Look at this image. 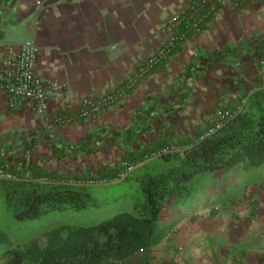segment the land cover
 <instances>
[{
  "label": "crops",
  "instance_id": "obj_1",
  "mask_svg": "<svg viewBox=\"0 0 264 264\" xmlns=\"http://www.w3.org/2000/svg\"><path fill=\"white\" fill-rule=\"evenodd\" d=\"M193 1L0 0V54L11 43L17 44L25 38L33 39L40 46L36 73L47 82L62 84L50 97L49 113L54 116L76 109L83 95L110 91L131 75L166 40L168 31L162 22ZM227 60L228 80L226 73L216 72L228 83V90L218 100L224 95L232 103L237 102L246 87L264 78V0H222L210 18L192 30L121 100L89 118L67 124L53 122L47 129L34 109L11 107L7 96L0 93V160L12 161L30 145L34 161L41 164L42 155L57 158L56 147L64 148V157L80 152L68 146L98 149L107 137L113 143L123 142L127 147L131 144L132 150L149 145L164 131L166 120L156 125L157 116L185 112L194 97L192 84L201 83L206 87L214 82L211 73ZM209 63L213 64L212 68L192 69L189 96L180 107L184 71ZM197 91L196 97L200 100L202 89L197 87ZM217 103L214 101L208 108L214 110ZM169 104L176 109H166ZM212 119L207 118L203 125ZM145 120L150 128L139 132L131 141L113 134L115 129L124 132L128 126H141ZM174 132L181 137L175 128ZM90 140L92 143L88 144ZM208 199H211L210 192ZM203 205L197 203L191 211H199ZM178 211L166 224L177 220L174 227L191 212L189 208ZM254 221L255 217L228 219V247L219 245L220 252L213 247L207 249V263L224 264L228 256V264H264V235L261 236L264 224ZM169 237L163 239L169 240ZM155 247L151 250V261L174 263L173 251L160 256Z\"/></svg>",
  "mask_w": 264,
  "mask_h": 264
},
{
  "label": "trees",
  "instance_id": "obj_2",
  "mask_svg": "<svg viewBox=\"0 0 264 264\" xmlns=\"http://www.w3.org/2000/svg\"><path fill=\"white\" fill-rule=\"evenodd\" d=\"M212 67L209 63L184 71L180 107L189 96L192 69ZM238 103L241 106L236 109ZM171 108L176 109L172 104L166 106ZM219 109L236 110L215 131L198 138L217 119ZM213 116L192 137L177 138L174 125L166 122L153 143L133 149L94 171L88 167L82 172L55 174L48 166L35 164L32 159L26 161L22 156L12 161L0 160V165L9 164L8 169L16 174L14 178L0 177V264H157L151 261V250L176 223L177 220L163 223L176 203L194 195L196 199L208 173H222L240 162L256 166L264 161V78L243 90L237 102L228 106L218 102ZM150 126L145 120L141 126H128L124 132L115 129L113 134L128 142ZM175 140L189 143V147L146 158L152 149ZM68 147L88 153L95 149L84 145ZM63 150L56 147L55 156L61 158ZM127 164L133 167L126 170ZM121 172L126 175L116 182L125 180L126 186L133 189L131 204L125 209L93 223L58 222L36 234H18L19 223L50 211L95 204L94 194L82 182L97 177L113 180ZM230 199L233 198H226L231 202ZM213 202L214 199L207 205ZM210 212H214L212 204Z\"/></svg>",
  "mask_w": 264,
  "mask_h": 264
},
{
  "label": "rangeland",
  "instance_id": "obj_3",
  "mask_svg": "<svg viewBox=\"0 0 264 264\" xmlns=\"http://www.w3.org/2000/svg\"><path fill=\"white\" fill-rule=\"evenodd\" d=\"M216 72L226 73L228 80V60L211 73L214 74V82L206 87L201 83L192 84V95L194 97L186 106L185 112L159 115L155 119L156 125L164 120L166 122L170 121L181 136L179 137L176 134L177 138H183L182 135L192 137L197 128L201 127L207 118L214 117V114H212L214 110L208 108L210 104L214 101L222 102L227 106L232 104L224 95L218 100L222 92L228 90V83L217 76ZM197 87L202 89L200 100L196 97L198 94ZM204 88H207V90L204 91ZM200 105L201 107L204 106L203 109H200ZM106 139L104 145L101 144L92 153L80 150V152H73L60 159L46 154L41 156L42 161H44L41 164L48 166L55 174H59V172H65L66 174L82 172L88 170V167L94 171L98 166L121 159L133 148L131 144L127 147L123 142L113 143L111 138L107 137ZM91 143L92 140L88 141V144ZM136 144H139L138 141ZM30 159L35 164L37 163L34 161L33 152ZM86 186L94 194L95 204L78 209L66 208L50 211L35 220L19 223L18 234H36L58 222L93 223L112 215L117 210L125 209L131 204L133 189L126 186L125 180L88 184ZM209 192L211 199L204 201ZM194 196L183 203H176L172 207V212L165 216L163 223L168 222L171 216H177L178 210L189 208L191 211L193 206L194 208L197 206V203H203L204 205L199 211H191L181 218L168 234L170 236L169 240L163 239L154 249L155 252L160 253V256L161 253L173 251V264H208L205 258L206 251L213 247L217 252H220L219 245L228 247V219L251 220L255 217V224H264V161L256 166H246L245 162H240L222 173H208L203 188L196 193V199H194ZM228 196L233 198L230 199L231 202L226 200ZM213 199L215 202L210 203V205L212 204L214 212L211 213L210 205H207V203ZM263 235L264 230L261 232V236ZM179 245L181 248L178 247ZM165 246L169 247L168 252L165 251ZM226 257L227 263L224 261V264H228V256Z\"/></svg>",
  "mask_w": 264,
  "mask_h": 264
},
{
  "label": "built area",
  "instance_id": "obj_4",
  "mask_svg": "<svg viewBox=\"0 0 264 264\" xmlns=\"http://www.w3.org/2000/svg\"><path fill=\"white\" fill-rule=\"evenodd\" d=\"M222 0H195L188 6L172 13L162 22V27L168 31L166 40L149 54L136 70L124 78L112 90L103 93H88L80 98L79 106L70 111H63L51 116L49 102L53 92L62 88L61 83L47 82L35 71L36 59L40 46L31 38H25L17 44L11 43L6 52L0 54V93L8 98L11 107L25 106L34 109L38 114L44 128L50 129L53 122L67 124L76 119L89 118L103 108L121 100L144 76L154 68L167 54H169L192 30L198 28L210 18L217 10ZM241 104L236 105V109ZM235 109V110H236ZM235 110L217 111L218 117L198 138H203L219 128L224 120L233 115ZM189 143L171 141L146 154L151 158L172 151H183ZM33 147L25 148L22 157L30 159ZM133 164H127L130 170ZM9 164L0 165V177L14 178L16 174L8 169ZM126 175L121 172L116 179L104 177L87 178L82 183L96 184L116 181ZM72 181V180H69ZM181 248V246H178Z\"/></svg>",
  "mask_w": 264,
  "mask_h": 264
}]
</instances>
